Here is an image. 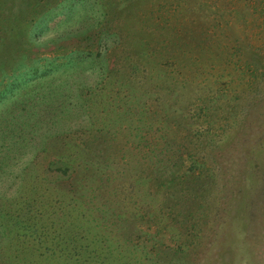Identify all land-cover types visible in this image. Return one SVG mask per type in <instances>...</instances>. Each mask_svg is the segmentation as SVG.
<instances>
[{"label":"rangeland","instance_id":"obj_1","mask_svg":"<svg viewBox=\"0 0 264 264\" xmlns=\"http://www.w3.org/2000/svg\"><path fill=\"white\" fill-rule=\"evenodd\" d=\"M33 155L73 170L36 179ZM15 192L41 215L19 238L4 219L0 247L35 264L45 236L264 264V0H0V204Z\"/></svg>","mask_w":264,"mask_h":264},{"label":"trees","instance_id":"obj_2","mask_svg":"<svg viewBox=\"0 0 264 264\" xmlns=\"http://www.w3.org/2000/svg\"><path fill=\"white\" fill-rule=\"evenodd\" d=\"M83 130H86V129H83ZM39 144H41L40 146L42 147V150L44 152L48 151V148H46L45 145L43 146L44 143H39ZM89 144L84 142L85 149H87L89 147ZM40 146L35 147L36 152H39ZM69 153H72V152H69ZM75 155H76L75 153L72 154V156H75ZM51 162H52V160L47 161V162H39L36 159V155H33V157L30 158V161L27 162L26 166L28 167V169L31 170L32 173H35L36 179L43 178V180H46V181L48 180V177H49L48 172H53V171L59 170L63 173H65V172L68 173V171L73 170V168H70L71 165H69V164L64 166L63 168H61V166H57V167L53 166ZM82 165H83V161H82ZM81 166H79V167H81ZM83 169L88 170L87 167H84ZM78 170H79L78 168L75 169V172H78ZM42 186H43V188L45 187L44 185H42ZM42 186L40 184L41 188L39 189V192L37 193L38 197L40 196L41 192L47 193V192L41 191ZM53 187H55V186H53ZM53 191H55V190H53ZM15 193H17V192H15ZM23 193H21V194H23ZM16 197H18L19 199H16ZM25 198H27V197H25ZM25 198H23L22 195H19V193H17V194H14V196L13 195L9 196L6 201H3L2 204H0V219H1V222L3 224V228L0 229V231H2V232H0V233L3 236H6V235L10 236V234L4 233V232H6V230L8 228V227L5 228V225H7V223L6 222L3 223L4 219L5 220H7L8 218L12 219L10 222L13 224L12 230L15 232L14 233L15 237L19 238L21 235H23L22 232L24 231V229L28 228L29 222L32 220V218H40L41 214L39 212H37V214L32 215L31 212L29 211V209L31 207H33L30 204V203H33V200L30 199V202H28ZM35 201H37L36 198H34V202ZM68 214H69V212H68ZM24 221H26L27 224H24ZM33 228L35 231L42 230L41 233L44 234V230L42 229V225L40 223L34 221ZM39 235L41 236V234H39ZM41 237L33 238L32 242L36 243L37 240L40 239ZM42 238L44 239V242L41 245L35 244V249L38 251L39 256L41 257L40 258L41 262L43 261L45 264H49L51 262L55 263V264H108V263H111L113 261H119L118 260L119 257H112L111 258L107 255V253L101 254V257H99L98 259H96L97 257H94L93 254H91V253L85 254L86 250H93L94 251V250H97L98 248L100 251L105 250L103 247L97 248V246L93 245V243H88V242L87 243H80L79 245L77 242H75L76 244H74L73 250L76 251L78 254L74 253V256L67 257V256L63 255L64 249L61 250L60 246L59 247L54 246V243H55L54 240L49 241V239H47L46 236L42 237ZM10 241H11V239H7L8 243H10ZM23 243H24V239L22 238L16 244V247L14 250H13V247L10 248V246L0 247L1 261L4 263L6 262V264H10L11 262L9 260H12V258L17 257V258H19V260L22 261V264H35V263H33L32 260H27V259L25 260L24 259L25 256L20 255L22 252H24L23 250H25ZM6 247L10 248L9 249V252H10L9 255H12L13 256L12 258L3 254L5 249H7ZM61 247L64 248L65 245H61ZM49 249L52 250L53 253L50 254L49 251H47ZM58 249H60V250H58ZM65 249H66V247H65ZM57 250H58V252H61V254L58 255ZM81 251H82V253H81ZM5 253H6V251H5ZM120 263H121V260L117 264H120Z\"/></svg>","mask_w":264,"mask_h":264}]
</instances>
